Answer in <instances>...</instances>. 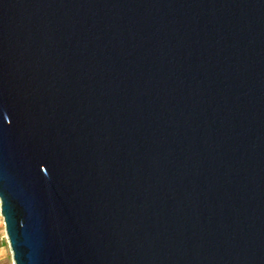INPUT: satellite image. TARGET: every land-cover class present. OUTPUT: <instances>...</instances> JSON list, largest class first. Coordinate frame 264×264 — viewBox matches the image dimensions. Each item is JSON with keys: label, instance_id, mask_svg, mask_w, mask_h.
<instances>
[{"label": "water", "instance_id": "water-1", "mask_svg": "<svg viewBox=\"0 0 264 264\" xmlns=\"http://www.w3.org/2000/svg\"><path fill=\"white\" fill-rule=\"evenodd\" d=\"M0 213L14 264H264V0H0Z\"/></svg>", "mask_w": 264, "mask_h": 264}, {"label": "rangeland", "instance_id": "rangeland-1", "mask_svg": "<svg viewBox=\"0 0 264 264\" xmlns=\"http://www.w3.org/2000/svg\"><path fill=\"white\" fill-rule=\"evenodd\" d=\"M0 264H14L12 251L7 239L4 219L0 213Z\"/></svg>", "mask_w": 264, "mask_h": 264}]
</instances>
